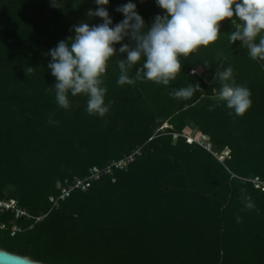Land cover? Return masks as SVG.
Segmentation results:
<instances>
[{"label": "trees", "instance_id": "16d2710c", "mask_svg": "<svg viewBox=\"0 0 264 264\" xmlns=\"http://www.w3.org/2000/svg\"><path fill=\"white\" fill-rule=\"evenodd\" d=\"M128 2L105 6L113 26ZM131 2L146 26L164 14L156 0ZM58 3L0 0V197L43 215L20 219L24 230L13 236L0 230V249L45 264H264V189L252 182H264V61L228 42L235 18L221 22L216 42L180 57L182 71L167 86L118 85L117 60L127 54L110 58L102 85L110 107L100 117L87 113L86 95L69 93L63 109L48 90L56 83L49 50L74 36L73 25L103 22L87 16L95 0ZM228 67L251 91L243 117L215 99V72ZM190 83L201 89L190 99L169 95ZM137 149L125 167L103 171ZM92 167L98 178L58 198Z\"/></svg>", "mask_w": 264, "mask_h": 264}, {"label": "clouds", "instance_id": "9594fccd", "mask_svg": "<svg viewBox=\"0 0 264 264\" xmlns=\"http://www.w3.org/2000/svg\"><path fill=\"white\" fill-rule=\"evenodd\" d=\"M97 8L89 9V18L99 17L102 23L89 25L80 22L70 31L74 36L58 42L49 50L51 57L48 69L56 83L49 87L55 91L59 107L68 109V95L87 96L86 111L89 115L104 117L110 104H105L107 89L103 87V76L110 58L126 53V59H118L120 75L118 85L134 84L137 80L154 82L157 85H169L182 71L180 57L187 59L199 48L207 47L217 41L222 21L235 18V30L229 33L228 42H241L248 50L251 59L264 61V0H156L163 15H156L146 26L143 17L137 12L136 4L128 3L117 7L124 19L113 26L107 11L109 0H95ZM51 6L60 7L58 0H51ZM259 40L257 42V37ZM125 38L131 44L122 43ZM116 44H122L118 52ZM143 61L137 68L134 78H130L129 69ZM33 71L27 67L26 75ZM193 75L196 69H193ZM221 84L217 103H223L229 109L228 115L243 117L252 105L251 91L248 87L237 85L233 78V69L228 67L216 71L214 81ZM200 85L173 89L169 95L178 100H188ZM217 104L209 105V111ZM245 208L253 209L254 204L246 198ZM239 222V217L236 218Z\"/></svg>", "mask_w": 264, "mask_h": 264}, {"label": "built area", "instance_id": "2783aa9c", "mask_svg": "<svg viewBox=\"0 0 264 264\" xmlns=\"http://www.w3.org/2000/svg\"><path fill=\"white\" fill-rule=\"evenodd\" d=\"M187 138L191 139V137H187ZM205 147L209 148L210 144L205 143ZM138 152L139 149L133 151L131 154H128L121 159L113 161L111 165H109L103 171L109 172L112 166L119 168L125 167L127 163L133 159V155ZM227 153L228 152L226 151L225 154ZM100 173L101 171L98 168L92 167L87 176L83 178L75 177L73 181L68 185V187H64L61 190V193L58 198L62 199L73 188L85 189L89 185V182L91 180L99 177ZM252 182L256 188H260L262 190L264 189V182L259 181L257 178L253 179ZM49 200L52 201L54 204H56V199L54 197L50 196ZM2 217H4V219ZM42 218L43 215L33 216L27 209L20 206L15 198L0 197V230L7 229L11 236L24 230V226L19 222L20 219H24V220L34 219V222H36ZM32 225L33 224H30L28 228H31Z\"/></svg>", "mask_w": 264, "mask_h": 264}, {"label": "water", "instance_id": "95a60500", "mask_svg": "<svg viewBox=\"0 0 264 264\" xmlns=\"http://www.w3.org/2000/svg\"><path fill=\"white\" fill-rule=\"evenodd\" d=\"M0 264H45V263L32 260L26 256H21L0 249Z\"/></svg>", "mask_w": 264, "mask_h": 264}, {"label": "rangeland", "instance_id": "374dc122", "mask_svg": "<svg viewBox=\"0 0 264 264\" xmlns=\"http://www.w3.org/2000/svg\"><path fill=\"white\" fill-rule=\"evenodd\" d=\"M200 143L205 144V141L200 140Z\"/></svg>", "mask_w": 264, "mask_h": 264}]
</instances>
